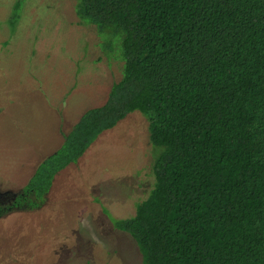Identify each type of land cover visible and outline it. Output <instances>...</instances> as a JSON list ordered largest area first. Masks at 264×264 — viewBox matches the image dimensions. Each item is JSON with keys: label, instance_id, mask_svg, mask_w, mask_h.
Wrapping results in <instances>:
<instances>
[{"label": "trees", "instance_id": "1", "mask_svg": "<svg viewBox=\"0 0 264 264\" xmlns=\"http://www.w3.org/2000/svg\"><path fill=\"white\" fill-rule=\"evenodd\" d=\"M77 12L122 77L10 207H40L62 170L139 112L154 184L135 215L111 220L142 263L264 264V0H79Z\"/></svg>", "mask_w": 264, "mask_h": 264}, {"label": "rangeland", "instance_id": "2", "mask_svg": "<svg viewBox=\"0 0 264 264\" xmlns=\"http://www.w3.org/2000/svg\"><path fill=\"white\" fill-rule=\"evenodd\" d=\"M17 2L0 0V264H143L111 220L135 215L154 184L156 151L139 112L62 170L40 207L9 210L83 114L105 103L123 66L78 16L79 0H22L19 11Z\"/></svg>", "mask_w": 264, "mask_h": 264}, {"label": "flooded vegetation", "instance_id": "3", "mask_svg": "<svg viewBox=\"0 0 264 264\" xmlns=\"http://www.w3.org/2000/svg\"><path fill=\"white\" fill-rule=\"evenodd\" d=\"M12 202V201H11ZM9 210H14L13 208H11L10 206H9Z\"/></svg>", "mask_w": 264, "mask_h": 264}]
</instances>
